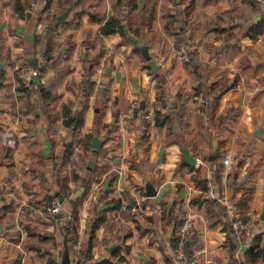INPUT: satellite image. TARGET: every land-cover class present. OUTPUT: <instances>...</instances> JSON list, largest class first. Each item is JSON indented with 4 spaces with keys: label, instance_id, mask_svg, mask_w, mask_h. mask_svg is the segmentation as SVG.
I'll return each instance as SVG.
<instances>
[{
    "label": "crops",
    "instance_id": "1",
    "mask_svg": "<svg viewBox=\"0 0 264 264\" xmlns=\"http://www.w3.org/2000/svg\"><path fill=\"white\" fill-rule=\"evenodd\" d=\"M116 3L83 0L69 8L54 27L57 58L39 57L36 66L47 68L38 77L28 60L42 55L45 41L37 39L59 6L37 21L41 6L21 18L14 0H0V264H60L63 221L41 214L53 198L66 217L82 199L67 243L72 264L83 259L96 219L95 260L110 257L106 248L116 244L112 253L124 264H174L177 231L188 222L185 249L199 264L239 263L252 238L264 233V28L256 31L264 11L254 0H135L126 24L160 66L152 72L117 31L100 35L117 17ZM88 58L96 65L87 77L83 123L73 133L63 110L81 109ZM28 68L29 107L15 78ZM155 112L172 123L155 125ZM143 114L151 120L144 122ZM95 136L102 141L96 157ZM180 143L196 159L194 167L181 162ZM91 162L107 168L85 189ZM246 190L251 198L241 211ZM137 201L143 214L129 211ZM241 216L250 230L238 246L226 227Z\"/></svg>",
    "mask_w": 264,
    "mask_h": 264
},
{
    "label": "trees",
    "instance_id": "2",
    "mask_svg": "<svg viewBox=\"0 0 264 264\" xmlns=\"http://www.w3.org/2000/svg\"><path fill=\"white\" fill-rule=\"evenodd\" d=\"M39 2L40 0H23V3L20 2V0H14V14L21 17V18H26V15L28 14V9H35L36 8H31L30 4L33 2ZM83 3V0H45V5L42 6V8L40 9V11H38V18L37 21H39L43 14L52 6V5H56L59 6L58 10L56 12V14L52 15L51 18V22L53 23V30L51 32V34L45 38L44 35H40V37L37 39V42H39V44L42 41H45V47L44 50L42 52L41 55V59L42 60H46L48 61L49 59H56L57 58V53L55 52L54 48L56 46L55 41L53 40V35H54V27H56L59 24L58 21V16L59 14H62L63 11L66 8H70V9H75L78 6H80ZM194 3L190 2L188 4V6L186 7L185 11H186V16L189 15L190 11L193 8ZM116 14L117 17H112L110 18L100 29V35L105 36L108 34H112L114 32H118L121 37H122V41L125 43H128L132 46V48L134 49L135 52H137L139 55H141L140 50L131 43V41L127 40L125 38V33H124V28L126 27L128 32L130 33V35L132 34L133 37L138 39V35L137 33H133V31L131 30V28L126 24V18H125V14L128 11H131L135 8V0H117L116 3ZM124 15L123 18H121V16ZM180 26L183 27V24H180ZM168 27V25H166V28ZM262 28H264V19L261 21V23L257 26V34H259L262 30ZM177 34H181L180 31H176ZM249 36L252 37V35L250 34ZM139 40V39H138ZM182 47L185 46V44L181 41L180 44ZM96 65V61L93 58H88V60L86 61V66L88 68V74L90 77L92 75V68L93 66ZM46 66L45 65H41L40 67H35V72L38 73V77L40 76V74L42 72H44L46 70ZM148 69V67H146ZM19 73L15 74V78L19 83V87H18V91H20L22 93V100H24L25 104L27 105V107H29V101L28 99L30 98L32 91L28 89L29 85H32L31 83H27L25 84L23 81H21V79L19 78ZM4 79V74L3 71H0V87H1V83ZM91 85L90 83L87 86V90L86 92H82V106L80 111L77 114L74 115H70L69 111L66 110L64 108L63 110V115L64 117L67 118V120L65 121V124L73 131V133H75L77 131V129L79 127H81L82 123H83V118L87 109V100H88V91L90 89ZM199 88V87H198ZM197 88V89H198ZM45 96V95H44ZM51 99H55L54 96H51ZM154 120H155V125L157 126H163L165 124H171L172 120L170 118V116H166L163 117L159 112H155L154 113ZM115 128V126H114ZM146 133V132H144ZM99 162L96 164V166H94L93 168H91V170H88V172L90 173V177L88 178L86 184H85V189H88L90 183L94 180L99 179L101 172L105 171V169L107 168V165L104 164V167L102 169L99 170ZM85 195V193H84ZM251 198V191L250 190H246L244 192V194L240 197L239 199V204H238V209L241 211H244L246 209V202ZM51 200L47 201V204L50 203ZM82 199H78L77 203L72 207V210L69 214V217L66 216H59V221H63V225L61 226V230H62V234L66 240V243H69L70 240L73 238V235L76 234L77 231V212H78V206H80ZM46 204V205H47ZM45 205V206H46ZM242 219H245L244 216H241ZM99 226V221L98 219H96V221L93 223V225L91 226L90 229V233H89V239L86 245V253L85 255H83V259L81 261H79L77 264H124L125 261L124 259L119 255V253L116 251L114 253L111 254L110 257L108 258H103L101 260H95L90 256V250L93 247V242L95 239V235H94V230L97 229ZM226 230L233 235L230 226L228 225L226 227ZM173 249H176V245L175 243L173 244ZM49 264H59L56 260L55 261H50ZM236 264H264V233L262 234H258L255 235L252 240L251 243L249 245V247L243 252L242 254V261Z\"/></svg>",
    "mask_w": 264,
    "mask_h": 264
},
{
    "label": "built area",
    "instance_id": "3",
    "mask_svg": "<svg viewBox=\"0 0 264 264\" xmlns=\"http://www.w3.org/2000/svg\"><path fill=\"white\" fill-rule=\"evenodd\" d=\"M254 1L258 5V7L264 11V0H254ZM38 5L41 7L44 6L45 0H40L39 2L33 1L30 4V7L35 8ZM99 71L100 69L96 68V72ZM30 76H31V70L29 68L23 69L19 73V78L25 84H27L30 81ZM135 106H136L135 104L131 105L132 108H134ZM142 119L144 122H149L151 120V116L149 114H143ZM64 120H67V118L64 117ZM222 165L225 168L230 165L229 153H226L223 156ZM78 174L81 175L82 173L79 172ZM222 179L223 180L225 179L224 174L222 176ZM223 201L226 202L225 198L223 199ZM129 211L133 214L140 215L144 213L145 209L141 205V203L137 201L129 207ZM41 214L48 221H54V222L57 221L59 216L63 214L61 203L58 201L57 198H53L50 201V203L44 207V209L41 211ZM230 228L233 233L234 239L236 240L237 245L241 246L244 235L250 230V221L239 217L232 218L230 219ZM190 230H191V224L188 222H184L177 231L178 245L172 255V260L174 264H199L196 260L195 255L192 253H188L185 249L186 238Z\"/></svg>",
    "mask_w": 264,
    "mask_h": 264
},
{
    "label": "water",
    "instance_id": "4",
    "mask_svg": "<svg viewBox=\"0 0 264 264\" xmlns=\"http://www.w3.org/2000/svg\"><path fill=\"white\" fill-rule=\"evenodd\" d=\"M69 10H70L69 8L65 9L63 11V13L58 16L57 19L60 23H62L65 20V18L67 17V15L69 13ZM123 17H124V15L121 16V18H123ZM51 30H52V24H49L45 29V38H47L49 36ZM124 33H125V35H124L125 38L127 40L131 41V43L134 44L140 50L141 56L146 61L147 67L150 69V71L156 72L160 68V66L158 64H155L154 61L151 59L150 55L148 54V49H147L146 45H144V43H142L137 38L130 35V33L128 32L126 27L124 28ZM39 57H41V53L37 57L28 60V65L32 69H34L35 66L37 65V60ZM0 69H1V65H0ZM87 77H88V74H86V77L84 79V83L82 85V91L83 92H86V90H87V85H88ZM257 132H259V130ZM254 135L257 136V133H254ZM101 144H102V141L100 139H98L96 136L93 137V139L90 143V147L92 149V155L93 156H95V157L97 156V151L100 149ZM179 147H180V160H181V162L190 166V167H194L196 165L197 161L194 157H192L189 154L188 149L186 148V145L184 143H180ZM93 165H94V162H91L90 166H88V170H91ZM154 195H155L154 191H152V188L148 186L146 188V196L152 197ZM260 220L264 222V208L262 210ZM229 243L231 244V247H234L231 240H229ZM115 248H116V244H112L111 246L106 248V251L109 254H112V252L114 251ZM60 264H72L70 262V259H69V250H68V245H67L65 239L63 241V250H62V254H61Z\"/></svg>",
    "mask_w": 264,
    "mask_h": 264
}]
</instances>
